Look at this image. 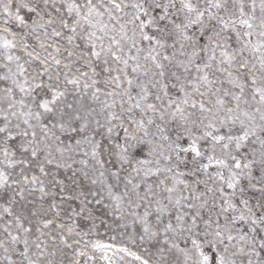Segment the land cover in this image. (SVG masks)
Listing matches in <instances>:
<instances>
[{
	"label": "snow or ice",
	"instance_id": "1",
	"mask_svg": "<svg viewBox=\"0 0 264 264\" xmlns=\"http://www.w3.org/2000/svg\"><path fill=\"white\" fill-rule=\"evenodd\" d=\"M0 264H264V0H0Z\"/></svg>",
	"mask_w": 264,
	"mask_h": 264
}]
</instances>
